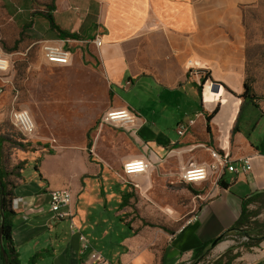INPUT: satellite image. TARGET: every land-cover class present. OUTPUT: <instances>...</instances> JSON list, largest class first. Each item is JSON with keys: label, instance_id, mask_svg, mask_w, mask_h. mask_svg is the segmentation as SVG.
Returning <instances> with one entry per match:
<instances>
[{"label": "crops", "instance_id": "1", "mask_svg": "<svg viewBox=\"0 0 264 264\" xmlns=\"http://www.w3.org/2000/svg\"><path fill=\"white\" fill-rule=\"evenodd\" d=\"M259 1L4 0L14 7L4 25H14L24 46L0 72V264H86L91 248L123 264L204 261L205 245L236 223L248 197L264 191L263 99L242 96L250 64L245 15ZM44 13L79 37L61 36ZM43 40L69 48L70 62H49ZM16 58L27 60L22 69ZM121 107L136 111V135L100 123L106 110ZM14 108L31 112L32 137L14 126ZM191 118L180 136L177 124ZM220 146L234 160L251 157L252 169L225 170L218 182L181 179L186 165L207 164L210 149ZM135 158L148 159L149 170L125 174L124 163ZM63 188L72 192L75 230L70 217L50 210L49 191ZM3 190L13 194L8 261ZM220 244L210 249L219 256L226 250ZM239 249L235 264H264V239Z\"/></svg>", "mask_w": 264, "mask_h": 264}, {"label": "built area", "instance_id": "2", "mask_svg": "<svg viewBox=\"0 0 264 264\" xmlns=\"http://www.w3.org/2000/svg\"><path fill=\"white\" fill-rule=\"evenodd\" d=\"M93 42L100 46L102 39L97 34ZM41 50L43 56L52 63L68 64L71 60L72 51L64 46V44L53 41L43 40L41 42ZM11 67V58L8 53L0 50V72H7ZM127 85H131L132 81L127 80ZM14 126L21 132L24 137L30 138L36 132V123L27 108H14L10 114ZM100 123H105L115 127L128 129L132 134H137L139 130L138 115L131 107L110 108L106 110L100 117ZM195 118L187 121H181L176 126V131L180 136H184L194 125ZM211 160L207 164H196L190 162L181 172V179L187 183H198L207 180L210 176L215 177L217 182L225 170L232 172H249L252 169L251 157L243 156L238 159H232L226 147L210 149ZM151 162L146 158H135L127 160L123 165L124 173L127 175L136 173H145L149 170ZM73 201L72 192L67 189H52L49 191L50 210L56 218L70 217L71 228H77L73 221L70 206ZM79 239L83 244V249L89 248L88 239L79 234ZM247 239V237H244ZM86 264H123L112 262L102 252L91 248Z\"/></svg>", "mask_w": 264, "mask_h": 264}, {"label": "rangeland", "instance_id": "3", "mask_svg": "<svg viewBox=\"0 0 264 264\" xmlns=\"http://www.w3.org/2000/svg\"><path fill=\"white\" fill-rule=\"evenodd\" d=\"M28 0H24V3H27ZM32 4L36 0H29ZM21 3V2H20ZM26 5V4H25ZM13 6H8L4 0H0V28L2 26L6 27V33L8 37H0V50L8 53L11 58V53L15 51L23 50L24 44L22 43V38H18L14 33V25L9 24L4 25L7 22V19L13 15ZM246 26L248 30L249 38V52H250V64L248 72V81L253 86L255 93L263 99L264 105V0H260L256 6L248 9L245 15ZM19 40L17 45L15 41ZM37 48V45L33 46L29 50L30 52L34 51ZM15 66L18 69H22L27 60L15 59ZM12 64V60H11ZM246 114V113H245ZM209 184V182H207ZM251 212H257L258 219L253 222H259L264 224V197H260L258 200L252 203L250 207ZM185 221V218L181 221ZM228 237L221 240V246H226L225 252H222L221 255L227 254L223 257L222 263H225L230 256H233L235 253L240 252L239 249L240 243L244 240L240 238L236 233H231ZM233 247H238L235 251L228 252L229 249ZM220 254V253H219ZM218 253L214 250H210L206 256L205 261L200 264H214L215 261L220 258ZM183 264H194L193 261L183 263ZM197 264V263H195Z\"/></svg>", "mask_w": 264, "mask_h": 264}, {"label": "trees", "instance_id": "4", "mask_svg": "<svg viewBox=\"0 0 264 264\" xmlns=\"http://www.w3.org/2000/svg\"><path fill=\"white\" fill-rule=\"evenodd\" d=\"M44 15L48 18L50 21L51 25L59 31V34L63 36L64 38L71 37V38H78L79 35L77 33H71L67 32L65 30H62L54 21L53 16L50 13H44ZM19 40L15 41V45ZM246 100L247 99H255L256 93L254 91L253 86L249 83L248 78L245 83V91L242 95ZM218 110V107L214 110V112L210 115L207 116V120L209 121L211 119V116ZM1 187L4 188L5 186L1 184ZM2 194V202L4 204L3 210L5 214V220H4V226H3V231H2V239L4 244L8 248V253L13 252V244H12V222H11V217L14 213L13 209L11 208V198L13 196L12 192H9L7 190H3ZM260 197H264V191L261 192L258 196H250L248 197L243 205L242 213L240 215V218L236 221V223L224 234L221 236L219 241L223 240L224 237L227 234L230 233H236L240 238L247 237V239H244L241 244L244 245L247 248H250L253 245H258L263 239H264V224H261L259 222H253L255 220H252L253 216H256L257 212H251L247 205L250 203L255 202L258 200ZM212 243L213 241L207 243L203 250L201 251V254L199 255L200 261L206 259V256L210 249L212 248ZM233 249H230L228 252H231ZM227 255H221L220 258H218L214 264H235L234 259L240 255V252L235 253L233 256H230L228 260L225 263H222L223 257ZM17 257L15 256V259ZM207 260V259H206ZM196 260L193 262L195 264Z\"/></svg>", "mask_w": 264, "mask_h": 264}, {"label": "water", "instance_id": "5", "mask_svg": "<svg viewBox=\"0 0 264 264\" xmlns=\"http://www.w3.org/2000/svg\"><path fill=\"white\" fill-rule=\"evenodd\" d=\"M220 84L219 83H217V82H213L212 83V85H211V89L213 90V91H215V92H218L219 90H220ZM3 207H4V204H3V202H2V226H1V244H2V252H3V256H4V258L6 259V261H8V252H7V250L5 249V247L3 246V243H2V241H3V239H2V231H3V226H4V220H5V214H4V210H3ZM221 238V236H218L217 238H215L214 240H213V243H212V245L214 246V245H216L218 242H219V239Z\"/></svg>", "mask_w": 264, "mask_h": 264}]
</instances>
